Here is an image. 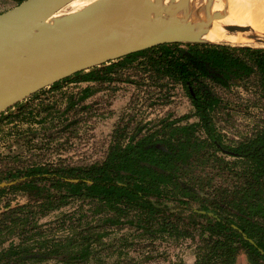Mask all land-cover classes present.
<instances>
[{"label": "trees", "instance_id": "16d2710c", "mask_svg": "<svg viewBox=\"0 0 264 264\" xmlns=\"http://www.w3.org/2000/svg\"><path fill=\"white\" fill-rule=\"evenodd\" d=\"M15 1L18 5L24 0ZM228 43L174 42L137 51L60 79L3 111L0 117L13 122L34 113L29 100L41 91L60 88L66 81H112L138 59L155 82L182 84L194 107L190 115L167 117L145 132L140 124L133 131L119 122L102 161L34 165L0 176V183L16 181L11 188L39 202L41 215L77 200L93 205L102 227L87 222L89 226L58 241L35 240L25 236L34 228V212L21 217L19 209H12L0 219V264L48 258L70 264L88 261L95 254L93 244L102 243L114 226H133L152 238H198L193 264H236L241 251L251 264H264V126L243 141L225 145L215 122L222 100L212 88L246 84L256 75L264 89V45ZM82 91L80 101L94 87ZM191 116L197 121H184ZM5 190L0 187V194ZM70 219L78 221L74 228L82 226L81 216ZM13 231L23 238L4 246L6 233Z\"/></svg>", "mask_w": 264, "mask_h": 264}, {"label": "rangeland", "instance_id": "374dc122", "mask_svg": "<svg viewBox=\"0 0 264 264\" xmlns=\"http://www.w3.org/2000/svg\"><path fill=\"white\" fill-rule=\"evenodd\" d=\"M94 1L75 0L57 16L80 10ZM16 3L15 0H0V13L16 6ZM156 27L166 25L157 24ZM213 42L230 44L229 41ZM245 44L261 46L264 41ZM139 61L121 68L116 75L119 78L112 81H66L60 88L43 90L29 100L28 108L34 107V113L13 122L1 116L0 176L34 165H89L99 162L105 158L119 122L128 123L133 131L140 124L145 132L148 128L157 127L160 120L167 117L190 115L194 107L186 88L170 79L155 82L158 79L153 78L154 75L147 72ZM87 85H92L94 92L80 101L82 90ZM212 88L222 100L215 112V122L217 130L225 135L222 138L225 143L236 144L263 127L264 89L256 75L246 84H233L230 88L213 85ZM188 119L196 118L191 116ZM11 184L4 185L6 190L0 195V219L7 218L12 209H19L21 217L26 212H34L31 217L35 220L34 228L25 233L26 237L58 241L74 230L89 226L85 225L87 222L91 227L102 228L98 216L92 213L93 205L89 203L73 200L41 215L37 207L39 202L26 191L11 188ZM80 216L83 218L82 226L74 228L78 221L70 218L74 220ZM108 232L102 243L93 244L94 256L77 264H193L196 260L198 238H177L167 234L152 238L142 235L141 230L133 226H114ZM5 237L4 246H8L19 243L23 235L13 231L6 233ZM28 264L70 263L61 258H48L29 261ZM236 264H251L245 251L240 252Z\"/></svg>", "mask_w": 264, "mask_h": 264}, {"label": "water", "instance_id": "95a60500", "mask_svg": "<svg viewBox=\"0 0 264 264\" xmlns=\"http://www.w3.org/2000/svg\"><path fill=\"white\" fill-rule=\"evenodd\" d=\"M73 1L24 0L0 13V58L3 51L7 50V57L18 62L13 70L0 77V113L60 79L137 51L174 42L214 43L193 35L198 30H209L214 24V17H193L181 25L177 11L173 8V0H167V12L177 26L144 29L136 33L122 32L103 43H93L79 55L66 57L56 51L61 43L85 40L89 34L130 14L145 0H95L80 10L57 16ZM225 30L231 33L237 28L226 25ZM27 33L38 35L39 39L33 45L23 47L20 38ZM41 66L55 68L58 75L27 96L17 98L16 94L29 71ZM15 182L5 181L0 183V187Z\"/></svg>", "mask_w": 264, "mask_h": 264}, {"label": "bare ground", "instance_id": "6f19581e", "mask_svg": "<svg viewBox=\"0 0 264 264\" xmlns=\"http://www.w3.org/2000/svg\"><path fill=\"white\" fill-rule=\"evenodd\" d=\"M75 1V0H74ZM167 0H145L133 12L117 22L89 34L83 41H66L56 51L63 56L79 55L93 43H103L113 35L122 32H138L144 29H168L177 26L166 9ZM181 25L195 18L214 17L213 26L206 31L198 30L193 35L210 41H229L238 44L264 41V0H173ZM157 24L166 27L157 28ZM235 26V32H227L225 26ZM39 39L38 35L25 34L20 38L21 46L28 47ZM236 41V42H235ZM17 61L7 57V50L0 58V77L13 70ZM58 72L51 66L33 68L25 77L16 97H25L32 91L51 82Z\"/></svg>", "mask_w": 264, "mask_h": 264}, {"label": "flooded vegetation", "instance_id": "af4514ba", "mask_svg": "<svg viewBox=\"0 0 264 264\" xmlns=\"http://www.w3.org/2000/svg\"><path fill=\"white\" fill-rule=\"evenodd\" d=\"M215 92V91H214ZM170 118V120H175L176 118H173V117H169ZM179 118V117H178ZM184 121H189V122H195V121H197V119H195V120H191V119H187V120H184ZM183 121V122H184ZM264 126V125H263ZM260 130V129H259ZM259 130H257V132L259 131ZM220 133H221V137L223 138L225 135L221 132V131H219ZM256 132V133H257ZM253 135H255V134H253ZM249 138V137H248ZM247 139V138H246ZM223 140V139H222ZM243 140H245V139H243ZM243 140H240V141H243ZM240 141H238V142H240ZM223 142H224V140H223ZM225 143V142H224ZM228 143H225V145H227ZM228 145H233V144H228ZM2 194V193H1ZM0 194V195H1Z\"/></svg>", "mask_w": 264, "mask_h": 264}]
</instances>
